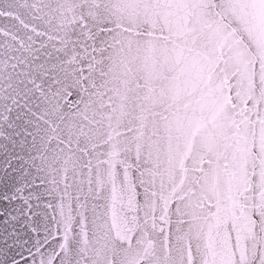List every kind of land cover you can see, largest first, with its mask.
Instances as JSON below:
<instances>
[{"label": "snow or ice", "instance_id": "1", "mask_svg": "<svg viewBox=\"0 0 264 264\" xmlns=\"http://www.w3.org/2000/svg\"><path fill=\"white\" fill-rule=\"evenodd\" d=\"M0 264H264V0H0Z\"/></svg>", "mask_w": 264, "mask_h": 264}]
</instances>
